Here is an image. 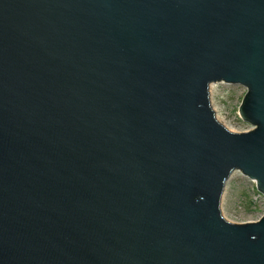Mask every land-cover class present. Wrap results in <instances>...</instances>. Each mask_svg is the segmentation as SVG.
I'll list each match as a JSON object with an SVG mask.
<instances>
[{
  "label": "water",
  "instance_id": "obj_1",
  "mask_svg": "<svg viewBox=\"0 0 264 264\" xmlns=\"http://www.w3.org/2000/svg\"><path fill=\"white\" fill-rule=\"evenodd\" d=\"M234 170L264 195V0H0V264H264Z\"/></svg>",
  "mask_w": 264,
  "mask_h": 264
},
{
  "label": "rangeland",
  "instance_id": "obj_2",
  "mask_svg": "<svg viewBox=\"0 0 264 264\" xmlns=\"http://www.w3.org/2000/svg\"><path fill=\"white\" fill-rule=\"evenodd\" d=\"M211 94V105L215 116L222 119V124L229 130L241 133L253 130L254 126L239 115L246 87L232 83L218 82ZM223 216L232 223L245 224L257 222L264 215V195L256 183L239 170H234L226 182L222 199Z\"/></svg>",
  "mask_w": 264,
  "mask_h": 264
},
{
  "label": "bare ground",
  "instance_id": "obj_3",
  "mask_svg": "<svg viewBox=\"0 0 264 264\" xmlns=\"http://www.w3.org/2000/svg\"><path fill=\"white\" fill-rule=\"evenodd\" d=\"M214 89H215V85L213 84L211 86V89H210V91H211L212 94L214 93ZM217 119L222 123V119L219 116L217 117Z\"/></svg>",
  "mask_w": 264,
  "mask_h": 264
}]
</instances>
